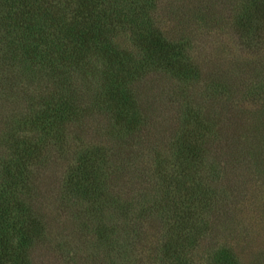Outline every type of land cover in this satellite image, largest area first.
Here are the masks:
<instances>
[{
	"label": "trees",
	"instance_id": "1",
	"mask_svg": "<svg viewBox=\"0 0 264 264\" xmlns=\"http://www.w3.org/2000/svg\"><path fill=\"white\" fill-rule=\"evenodd\" d=\"M159 1L0 0V264H33L48 227L35 205L36 176L54 155L66 167L60 201L83 210L102 252L93 264L199 263L223 195L210 180L220 162L207 161L205 125L187 116L193 130L175 139V172L160 171L162 185L141 210L132 181H123L122 145H143L136 82L156 72L188 82L199 76L189 44L171 39L154 17ZM233 24L241 40L263 39L264 0L246 1ZM257 83L264 101V78ZM18 100L20 108L8 107ZM90 106L105 116L113 147H83L69 135ZM153 222L162 231L152 239ZM212 252L211 264H241L227 246Z\"/></svg>",
	"mask_w": 264,
	"mask_h": 264
},
{
	"label": "rangeland",
	"instance_id": "2",
	"mask_svg": "<svg viewBox=\"0 0 264 264\" xmlns=\"http://www.w3.org/2000/svg\"><path fill=\"white\" fill-rule=\"evenodd\" d=\"M246 1H159L154 17L171 39L189 44L199 76L188 82L156 72L136 82L135 98L143 107L142 129L136 139L140 138L143 145H122V166L126 163L127 168L123 181H132L130 193L139 198L137 209L141 210L150 193L156 194V187L162 185L160 171L166 170L168 176L175 172L170 165L177 148L175 139L181 132L193 130L187 116L205 125L207 161L211 166L220 162L210 180L223 195L214 211L216 228L203 244L198 264H211L212 250L223 246L233 249L241 264H264V101L259 100L256 89V83L264 78V35L251 43L239 38L234 16ZM18 71L9 72L10 80ZM18 103L20 100L8 103V107L18 109ZM88 108L89 118L82 127L71 126L69 135L79 137L82 143L77 140L76 144L83 147H113L106 134L105 116L93 106ZM54 158L47 160L36 176L41 195L35 205L48 227L33 249V264H75L70 262L75 255L77 264L88 263L90 258L88 264H93L96 256H102L92 243L93 227L85 228L88 224L82 218L83 210L60 201L66 167L63 159L57 155ZM151 231L153 239L162 231L161 224L153 222ZM100 261L97 264H105Z\"/></svg>",
	"mask_w": 264,
	"mask_h": 264
}]
</instances>
